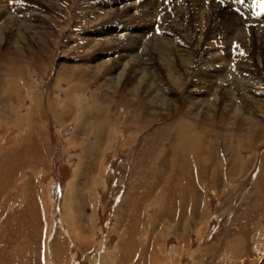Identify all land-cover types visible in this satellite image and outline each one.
<instances>
[{"label": "rangeland", "instance_id": "obj_1", "mask_svg": "<svg viewBox=\"0 0 264 264\" xmlns=\"http://www.w3.org/2000/svg\"><path fill=\"white\" fill-rule=\"evenodd\" d=\"M16 1L0 0L2 21H16L13 11L27 5L44 28H27L25 40L4 29L0 42V264H264V45L251 36L256 31L224 35L220 17L232 12L218 11L212 3L206 5L207 20L193 15L179 28L165 13L157 31L150 29L155 26L151 18L160 11L150 0L138 2L152 8L149 20L132 16L129 23L117 14L103 23L104 16L95 17L93 7L113 11L120 5L112 6L113 0ZM180 2L185 13L201 12L195 0ZM51 11L75 31L69 23L55 26ZM108 21L119 30L113 33L117 39L128 38L126 28L134 37V26L149 22L150 34H141L146 42L163 27L168 32L175 26L178 53L182 47L191 50L188 57L177 55L183 64L175 68H164L171 62L167 56L159 60L145 53L141 39L130 46L139 58L148 55L158 74L152 91L166 88L158 93L165 104L153 93L136 95L129 71L119 83L108 81L129 43L102 44L114 38L94 37ZM257 35L264 37L261 31ZM196 39L200 42L194 45ZM233 42L239 52L232 58ZM202 48L215 50L216 56L209 61ZM241 56L244 67L229 71L230 59L236 63ZM102 57L110 60L98 71ZM208 62L223 75L209 81ZM216 86L233 94L219 97L242 105L241 115L223 111L225 101L216 103V110L198 111L206 96V102L217 100L211 94ZM181 117L200 138L194 147L187 145L188 152L193 150L188 160L180 154L186 138L179 145L180 136L172 130ZM171 150L178 153L174 158Z\"/></svg>", "mask_w": 264, "mask_h": 264}, {"label": "bare ground", "instance_id": "obj_2", "mask_svg": "<svg viewBox=\"0 0 264 264\" xmlns=\"http://www.w3.org/2000/svg\"><path fill=\"white\" fill-rule=\"evenodd\" d=\"M41 1V0H40ZM44 1V0H43ZM46 2L47 1H49V0H45ZM52 1V0H51ZM51 1H49V2H51ZM132 1H135V0H132ZM132 1H130V0H113L112 1V6H113V4L114 3H118V4H120L118 7L117 6H114V8H113V11H111V9H110V6H109V8H108V10H106V9H104L103 8V6H101V5H99V6H95V7H93V9H94V15H96L95 17H102V16H104L103 18H100L101 19V22L103 23V22H105V21H107V20H105V19H107L109 16H114L115 14H117L119 17H122L121 19H120V21H122V23H123V21H126V22H130V21H134L135 19L137 20V19H139V21H140V19H142L143 20V22L145 21V20H147L148 19V17H151V12H152V8H150L149 6H147V5H143V4H141V3H135V2H133L132 3ZM142 1V0H141ZM140 1V2H141ZM145 1V0H144ZM178 1H180V0H178ZM183 1V0H182ZM195 1H197V3H199V5L202 7V8H200L201 9V12H196L197 10H195V11H189L188 13H185V6L183 5V3L182 2H180L179 3V5H177L176 4V0H173L172 1V8L169 10V9H166L165 10V13H167V15L169 16V18H172V20H174L175 21V24L179 27V28H182V26H184V28H185V26H188V24H190L191 22H192V20H190V16H193V15H195V17H198L197 18V20H199V19H201V18H203V20H207V17H210V15L208 14V12H209V10L210 9H208V7H206V5H207V2H203L202 0H195ZM233 1H234V3L235 2H238L237 0H225L224 1V3H231V4H233L234 5V3H233ZM37 2H39V1H37ZM54 2V1H53ZM149 2H151V3H155V4H158V5H156V7L157 8H159V6H161V4H162V1H159V0H150ZM254 1H251V3H253ZM44 4H45V2H43ZM143 3V2H142ZM148 2H146V4H147ZM192 3V2H191ZM209 3H212V5L213 6H215V8L218 10V11H221V10H223V9H230V7H229V5H227L228 7L226 8V7H221L220 5H219V2L217 3L216 1H214V0H212V1H210ZM208 3V4H209ZM38 4V3H37ZM49 4V3H48ZM53 4H55V3H53ZM97 4V3H96ZM100 4V3H99ZM106 4V3H105ZM145 4V3H144ZM24 5V4H23ZM51 5V4H50ZM107 5V4H106ZM264 5V4H263ZM15 6V5H14ZM26 7H27V5H25ZM26 7H24V8H22V7H19V6H17V8L13 11V12H16V15H15V19L14 20H16V21H13V19L12 18H9V19H6V20H4V21H2V18H1V20H0V22L2 21V23H0L2 26H0V42L2 41V39H3V30L4 29H8V28H11L12 30H15V31H17L16 33H14V34H17L18 36H19V38L21 39V40H25V37H24V33H26V31H28V30H26L27 28H33L34 30H31V32H34V31H38V28H44L42 25V23H40V22H36L37 21V17H36V15H35V13L36 12H34L33 11V9H31V8H26ZM4 8V7H3ZM2 8V9H3ZM161 8H163V6H161ZM7 11H6V14H8V13H10L11 14V10L12 9H9L8 7L7 8H5ZM5 9H3V10H5ZM164 9V8H163ZM193 9V8H192ZM139 10V11H138ZM153 10H155V9H153ZM10 11V12H9ZM131 11H133V13L131 12ZM136 11H138L137 13H136ZM156 11H157V9H156ZM231 11V10H230ZM247 11L249 12V14L251 15L250 17H249V19L250 20H258V21H256L257 22V24H258V26H256L255 28H249V31H247V32H249L250 33V29L252 30V29H254L255 31H256V33L257 34H259V31H261L262 33H263V35H264V29H262V28H264V20H263V18H264V7H262V5H261V8H260V6L259 7H257V8H248L247 9ZM22 12V13H21ZM111 12V13H110ZM118 12V13H117ZM155 12V11H154ZM192 12V13H191ZM224 12H226L225 10H224ZM228 12H229V10H228ZM227 12V13H228ZM232 13L230 14V15H226V13H225V16H222V17H220L221 19L219 20V27H223L224 28V30L225 31H222L223 33L224 32H226V31H231L230 33H232V32H234V33H241V34H244V32L246 33V31H245V27L242 25V22H244L245 20H241V18L238 16V15H236V13L234 12V11H231ZM191 13V14H190ZM212 13V12H211ZM210 13V14H211ZM4 14V12L1 10V8H0V16H2ZM5 14V15H6ZM9 14V15H10ZM15 14V13H14ZM13 14V15H14ZM109 14H111V15H109ZM214 14V13H213ZM213 14H211V16H214L215 18H216V16L215 15H213ZM155 15V14H154ZM173 15V16H172ZM219 15V14H218ZM241 15H243L242 14V12H241ZM4 16V15H3ZM132 16H135V19H132L131 17ZM228 16H231V17H228ZM11 17H13L12 15H11ZM41 17V16H40ZM153 17V16H152ZM189 17V18H188ZM114 18V17H113ZM164 18V17H163ZM162 18V19H163ZM185 18V19H184ZM186 18H187V21L189 20V22H185L186 21ZM194 18V17H193ZM4 19V18H3ZM151 19H154V18H151ZM209 20H210V18H208ZM149 20V19H148ZM41 21V20H40ZM120 21H119V23H120ZM167 21V20H166ZM166 21H164V22H166ZM98 22H99V20H98ZM125 22V23H126ZM153 22H155V21H153ZM218 22V21H217ZM21 23H23L22 25H21ZM136 23V22H135ZM139 23V25H135L134 26V28H133V31H136V33H134V37H129V36H131L129 33H128V30L130 31L131 30V28H126L127 30L126 31H123V33H124V36H128V38H126V39H124V37L123 38H119V39H117V38H114V36L116 37V35H114L113 33H114V31H116V30H118L116 27H111L112 25L114 26V22L113 21H111V23L108 21V23H106L107 24V27H105L106 29H103V27L104 26H102V28L100 29V30H98V28L96 29V30H94V37L96 36H100V35H109V36H111V37H113L114 39H109V40H106V41H103L102 42V44H113V45H116V44H118L119 42H121V41H123V40H128L129 41V43L127 44V51H126V54H127V56H125V57H121V59H115L116 60V70H117V74L114 76V77H110V78H108V81L109 82H111V81H113V80H115L117 83H119L120 81H121V79L123 78V77H125V75H126V71H129L130 72V74H131V77L133 78V80H134V84H133V86L135 87V89H134V93L136 94V95H140L139 94V92L142 90L143 92H145L146 94H149V93H153L154 94V96L157 98V100L159 101V102H162L161 104H165V98H162V96L161 97H159L158 96V93L159 92H163V91H166V88H163V86L161 87L160 85V88L162 89H160V88H158V87H155L154 89H156V88H158L157 90H153L152 91V87H153V85H152V83L151 82H156V81H158V74H155V70L153 71V69H151V67H150V62H149V57H148V55L147 56H145V57H143V58H139V56L136 54H134L133 53V50H132V48H130V46L132 45L133 46V44L135 45V43H137V42H139L140 41V39H141V43H144L145 45H144V47L142 48V50L143 51H145V53H148L149 55H151V54H155L156 56H158V58H159V60L161 59L160 57H163L164 55L165 56H167L166 57V59L167 60H171V62L169 63V62H166V64H163V66H164V68L165 69H171V67L174 65H176V63H178V64H183V59H177L179 56H177V55H180V54H182V53H184V56H189V54L191 53V50L190 49H187V47H186V49H185V47H182V49H180L181 51L180 52H182V53H178V51H179V49H177L178 48V45H180L179 43H176V42H174L173 41V39L175 38L174 37V33L173 32H177V29L175 28V26L174 25H169V29H167V31L168 32H165V29L166 28H164L163 26V29H164V32H162L155 40L153 39V41L151 40H148L147 42H146V38L144 37H142L141 36V34L144 32V30H147V32L149 33V30H148V24L150 25V23L148 22V24L147 25H145V26H143V28H142V25H141V22H138ZM162 23H163V21H162ZM209 23V22H208ZM121 24V23H120ZM145 24V23H144ZM184 24V25H183ZM210 24V23H209ZM16 25V26H15ZM206 25H207V23H206ZM25 26V27H24ZM201 26H204V25H202L201 24ZM200 26V27H201ZM216 26V25H215ZM218 26V25H217ZM125 27V26H124ZM161 27V26H160ZM161 27V28H162ZM258 27H260L262 30H260ZM41 28V29H42ZM120 28V27H119ZM152 28H157V31H158V27H156V26H152L151 25V28L150 29H152ZM203 28V27H202ZM204 28H205V26H204ZM222 28V29H223ZM215 29V28H214ZM43 30V29H42ZM160 30V29H159ZM181 30H184V29H181ZM180 29H179V31H181ZM193 30V29H192ZM5 31V30H4ZM163 31V30H162ZM187 31H190V29H186V32ZM196 31V30H195ZM209 31H211L210 30V28H209ZM214 31V30H213ZM216 31H218L217 29H216ZM221 31V30H220ZM12 32V31H11ZM30 32V33H31ZM185 32V33H186ZM9 33V32H8ZM19 33V34H18ZM117 33H118V35H119V30L117 31ZM121 33V32H120ZM122 33V34H123ZM153 33V32H152ZM170 33V34H169ZM192 33V32H191ZM190 33V34H191ZM200 33H202V32H200ZM211 33V32H210ZM219 33V32H218ZM256 33H254V34H251V36H253V38L256 36L257 38H259L261 41H262V43H263V45H264V37L263 36H258ZM13 34V33H12ZM21 34V35H20ZM150 34V33H149ZM155 34V33H154ZM153 34V35H154ZM182 34H184L183 32H182ZM198 34V33H197ZM226 33H224V35H225ZM248 34V33H247ZM136 35H137V37H136ZM143 35V34H142ZM175 35H177L176 33H175ZM186 35V34H185ZM188 35V34H187ZM199 35V34H198ZM211 35V34H210ZM32 36V35H31ZM151 36V35H150ZM149 36V37H150ZM202 36H204V38H209V35L208 34H205V33H202ZM234 36V35H233ZM91 37H93V36H91ZM106 37V36H105ZM153 37V36H152ZM153 37V38H154ZM188 37H190V36H188ZM198 37H201L200 35L198 36ZM221 37H222V35H221ZM162 38H164L165 40H161ZM176 38H178V37H176ZM202 38V37H201ZM235 38H236V35H235ZM251 38V37H250ZM184 40V42L185 43H188L187 42V39H186V37L185 38H183ZM245 39V38H244ZM92 41V40H91ZM177 41H180V40H177ZM182 41V40H181ZM198 41L200 42V40L198 39H196L195 40V42H194V45H197L198 44ZM212 41V40H211ZM232 41V40H231ZM252 41V40H251ZM260 41V42H261ZM21 42V41H20ZM236 42V41H235ZM239 42V41H238ZM26 43V42H25ZM212 43V42H211ZM221 43V42H220ZM226 43V42H225ZM245 43V42H244ZM243 43V44H244ZM255 43V42H254ZM253 43V44H254ZM189 44V43H188ZM242 44V45H243ZM119 45V44H118ZM124 45V44H123ZM126 45V44H125ZM169 45H171V46H169ZM186 45V44H185ZM190 46H191V44H189ZM249 45V44H248ZM141 46V45H140ZM211 46V45H210ZM259 46V45H258ZM257 46V47H258ZM136 47H137V45H136ZM205 47V46H204ZM207 47V46H206ZM208 47H209V43H208ZM248 46H246V48H247ZM260 47V46H259ZM219 48V47H218ZM137 49V48H136ZM206 49V48H205ZM204 48H202V50L203 51H206L205 53H206V57H207V59H209V58H211V57H214V55L216 54L214 51L215 50H213V49H206L205 50ZM261 49V48H260ZM186 50H188L189 52H187V55H186ZM142 51V52H143ZM216 51H218V50H216ZM264 51V50H263ZM140 52V51H139ZM175 52H177V53H175ZM192 52H194V51H192ZM30 53V52H29ZM169 53H175L176 54V56H171ZM189 53V54H188ZM215 53V54H214ZM245 53V52H244ZM214 54V55H213ZM218 54V53H217ZM241 54V53H240ZM124 55H125V53H124ZM183 55V54H182ZM192 55V54H191ZM142 56V55H141ZM169 56V57H168ZM183 56V57H184ZM205 56V55H204ZM203 56V57H204ZM216 56V55H215ZM224 56V55H223ZM227 56V55H226ZM238 56V55H237ZM153 57V56H152ZM190 57H192V56H190ZM202 56H201V59L203 58ZM209 57V58H208ZM231 57V56H230ZM239 57V56H238ZM205 58V57H204ZM224 58V57H223ZM233 58V57H232ZM100 59V58H99ZM189 59L190 58H187L186 59V63H188L189 64ZM200 59V61H202ZM237 59V58H236ZM235 59V60H236ZM243 59H245L244 57H242L241 56V58H240V60L238 61V62H234L235 63V69H233V70H237L238 68H241V67H244V60ZM100 60H102L101 61V63H100V67H97L98 68V71L99 70H101L102 68V70L101 71H103L104 70V68L105 67H107V62L110 60L109 58H105V57H102ZM191 60V59H190ZM206 61V60H205ZM204 60H203V62H205ZM209 61H210V59H209ZM211 61H218V60H215V59H211ZM221 61V60H220ZM153 62V61H152ZM151 62V63H152ZM103 63H106V65H103ZM156 63H157V61H156ZM160 63V62H159ZM202 63V62H201ZM177 64V65H178ZM208 64V66H210V68H211V71H209L208 73H210V79H209V81L210 80H214V79H217L219 76H221V75H223V70L222 69H218V68H215V67H212V65H211V63H207ZM206 64V65H207ZM153 65V64H152ZM176 65V66H177ZM154 66V65H153ZM163 66H161V67H163ZM173 66V67H174ZM207 66V67H208ZM220 67V66H219ZM228 67V66H227ZM245 67H246V65H245ZM149 68H150V70H149ZM175 68V67H174ZM226 68V67H225ZM247 68V67H246ZM128 69V70H127ZM157 69V68H156ZM245 69V68H244ZM175 70V69H174ZM232 70V69H231ZM230 70V71H231ZM226 71H227V69H226ZM225 71V72H226ZM201 72V71H200ZM236 72V71H235ZM115 73V72H114ZM128 73V72H127ZM169 73H170V71H169ZM168 73V74H169ZM207 73V74H208ZM237 73V72H236ZM172 74V73H171ZM171 74H169V75H171ZM198 74H200V73H198ZM239 74V73H238ZM246 74V73H245ZM69 75H71V74H69ZM194 75V74H193ZM209 75V74H208ZM225 75H226V73H225ZM145 76H148L147 78L145 77ZM199 76V75H198ZM227 76H229L228 74H227ZM230 76H231V74H230ZM234 76H236V74L234 75ZM245 76V75H244ZM78 77V76H77ZM122 77V78H121ZM174 77V76H173ZM203 77V76H202ZM226 77V76H225ZM224 77V78H225ZM243 77V76H242ZM241 77V78H242ZM79 78V77H78ZM82 78V77H81ZM150 78H152V81L150 80ZM178 78V79H177ZM179 78H180V76H175L173 79L176 81V79L177 80H179ZM227 78V80L228 79H230V78H228V77H226ZM225 78V79H226ZM244 78V77H243ZM232 79V78H231ZM245 79V78H244ZM243 79V80H244ZM79 80H81V79H79ZM172 80V79H171ZM199 80H200V78H199ZM198 80V81H199ZM226 80V81H227ZM233 80V79H232ZM242 80V79H241ZM147 81L149 82V83H147ZM217 81V80H216ZM81 81H79V83H80ZM83 82V81H82ZM130 82V81H129ZM172 82V81H171ZM213 82V81H212ZM215 82V81H214ZM225 82V81H224ZM229 82V81H228ZM241 82V81H240ZM239 82V84H241ZM158 83V82H157ZM173 83V82H172ZM218 83V82H217ZM11 84H12V82H11ZM84 84V83H83ZM82 84V85H83ZM132 84V83H131ZM144 84H145V86H144ZM155 84V83H154ZM238 84V83H237ZM238 84V85H239ZM75 85L76 84H74V85H70L72 88H75ZM150 85V87H148ZM215 85V84H214ZM213 85V86H214ZM218 85V84H217ZM226 85V84H225ZM237 85V86H238ZM13 86V85H12ZM77 86H79V85H77ZM156 86H157V84H156ZM231 86V85H230ZM229 86V87H230ZM236 86V85H235ZM245 86V85H244ZM71 88V89H72ZM84 88V87H83ZM221 88V87H220ZM245 88V87H244ZM78 89V88H77ZM205 89V88H204ZM216 89V91H213V90H215ZM80 90V89H79ZM78 90V91H79ZM212 93L211 94H213V96L215 97V99H217V100H214V101H212L211 103H209V102H206V98H207V96H206V98H204L203 99V101H202V107H200L199 109H198V111L200 110L201 111V109H202V112L203 111H206V110H209V109H211L212 111L213 110H216V109H214V108H216V103H220L221 101H225L224 103H223V108H222V110L223 111H229V110H233L234 112H236L237 113V116H238V114H240V113H242V110H243V107H242V105H238L237 104V106L232 102L233 100L232 99H226L225 97H223V99H220V97H219V94L220 93H223L224 94V96L225 95H229V97H231L230 95L232 94H230V91L226 88V87H224L223 89L221 88V89H219V88H217V86L216 87H213L212 89ZM231 90V89H230ZM72 91V90H71ZM77 91V90H76ZM84 91V90H83ZM221 91H223V92H221ZM75 92V91H74ZM137 92V93H136ZM169 92V91H168ZM203 92V91H202ZM214 92H217V93H214ZM232 92V91H231ZM81 93V92H80ZM133 93V94H134ZM73 94H75V93H73ZM82 94V93H81ZM156 94H157V96L159 97H157L156 96ZM165 94H166V92H165ZM168 94V93H167ZM222 95V94H221ZM233 95V94H232ZM75 96V95H74ZM169 96V95H168ZM209 96H211L210 94H209ZM239 96V95H238ZM243 96V95H242ZM219 97V98H218ZM234 97V96H233ZM32 98V97H31ZM68 98V97H67ZM232 98V97H231ZM19 99V98H18ZM95 99V98H94ZM134 100V99H133ZM36 101V100H35ZM60 101V100H59ZM84 101V100H83ZM54 102H56V101H54ZM81 102V101H80ZM93 102H94V100H93ZM158 102V104H160ZM169 102V101H168ZM132 103V102H131ZM157 103V102H156ZM201 103V102H200ZM199 103V104H200ZM204 103V104H203ZM65 104H66V102H65ZM87 104V103H86ZM243 104V103H242ZM69 104H67V106H68ZM101 105V104H100ZM94 107V106H93ZM98 107V106H97ZM95 108H96V105H95ZM213 108V109H212ZM88 109V108H87ZM193 109V108H192ZM210 111V110H209ZM247 111V110H246ZM246 111H243L244 113L246 112ZM29 113V112H28ZM213 113V112H212ZM215 113V112H214ZM213 113V114H214ZM229 113V112H228ZM230 114V113H229ZM245 114H247V113H245ZM241 115V114H240ZM236 117V116H235ZM243 121V120H242ZM173 124V123H172ZM194 125V124H193ZM190 128H193V126L191 125V123L187 120V119H184L183 117H181V118H179L178 119V121L174 124V126L172 127V130L173 131H176L177 133H178V136H180L179 137V145H182V142L181 141H183L184 140V138H186L184 141H183V149H180V154L182 153L183 155H186L185 157H186V160H188V158L191 156V152L193 151V150H191V151H189L188 152V149H189V147H188V149L186 148L187 147V145L189 144V145H191V146H193L194 147V145H197L196 143H194V142H196V140H197V134L196 133H193V132H191L190 130ZM201 135V134H200ZM196 138V139H195ZM198 139H200L199 138V136H198ZM192 141H193V143H192ZM197 143H198V140H197ZM200 145V144H199ZM200 150V149H199ZM171 152H173V154H172V158H174L178 153H177V151L176 150H171ZM241 158V157H240ZM239 158V159H240ZM190 159V158H189ZM187 163V162H186ZM189 163V162H188ZM163 191V190H162ZM165 199V198H164Z\"/></svg>", "mask_w": 264, "mask_h": 264}, {"label": "built area", "instance_id": "obj_3", "mask_svg": "<svg viewBox=\"0 0 264 264\" xmlns=\"http://www.w3.org/2000/svg\"><path fill=\"white\" fill-rule=\"evenodd\" d=\"M51 13H52V11H51ZM52 17H53V18H51V22H52L53 24H55V26H56L57 23L60 24V25H63V24H65V23H69V24H71L70 21H64V20H63L62 22H61V21L59 22L60 18L56 19L57 16L55 15L54 11H53V13H52ZM52 20H53V21H52ZM52 26H53V25H52ZM56 28H57V27H56ZM57 29H58V28H57ZM230 62L232 63V65H230V64L228 65V70H229V71H230V69H231L229 66H233V67H234V62H233L232 60H230Z\"/></svg>", "mask_w": 264, "mask_h": 264}, {"label": "snow or ice", "instance_id": "obj_4", "mask_svg": "<svg viewBox=\"0 0 264 264\" xmlns=\"http://www.w3.org/2000/svg\"><path fill=\"white\" fill-rule=\"evenodd\" d=\"M240 3H244V0H239ZM262 7H264V5H262Z\"/></svg>", "mask_w": 264, "mask_h": 264}]
</instances>
